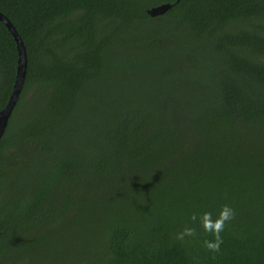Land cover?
Listing matches in <instances>:
<instances>
[{"label":"trees","instance_id":"1","mask_svg":"<svg viewBox=\"0 0 264 264\" xmlns=\"http://www.w3.org/2000/svg\"><path fill=\"white\" fill-rule=\"evenodd\" d=\"M0 12L27 57L0 139V264H264V0ZM16 64L0 21V110ZM224 203L220 252L198 225L176 239Z\"/></svg>","mask_w":264,"mask_h":264},{"label":"clouds","instance_id":"2","mask_svg":"<svg viewBox=\"0 0 264 264\" xmlns=\"http://www.w3.org/2000/svg\"><path fill=\"white\" fill-rule=\"evenodd\" d=\"M235 217L234 208L227 204H221L217 211L201 210L192 211L188 217L191 223L186 224L181 231L176 233V239L185 240L186 237H196L198 225L203 233L208 234L211 238L203 241V246L209 252L218 253L223 244L222 232L226 224Z\"/></svg>","mask_w":264,"mask_h":264},{"label":"water","instance_id":"3","mask_svg":"<svg viewBox=\"0 0 264 264\" xmlns=\"http://www.w3.org/2000/svg\"><path fill=\"white\" fill-rule=\"evenodd\" d=\"M170 7H171L170 3H162L149 8L147 10V13L150 16L161 15L164 12H166ZM0 21L7 27L8 31L13 36L17 51L16 73H15L11 94L8 98L6 105L0 110V139H1L7 127L9 117L13 111V108L17 102V99L23 87L26 66H27V57H26L25 46L21 37L19 36L18 32L16 31L15 27L10 22V20L1 12H0Z\"/></svg>","mask_w":264,"mask_h":264}]
</instances>
